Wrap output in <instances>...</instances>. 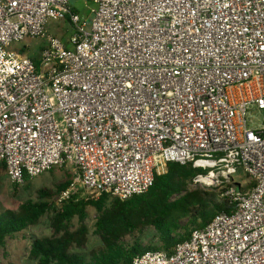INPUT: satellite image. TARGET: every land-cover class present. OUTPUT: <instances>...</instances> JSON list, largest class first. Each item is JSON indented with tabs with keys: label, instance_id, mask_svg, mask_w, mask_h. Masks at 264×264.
<instances>
[{
	"label": "built area",
	"instance_id": "obj_1",
	"mask_svg": "<svg viewBox=\"0 0 264 264\" xmlns=\"http://www.w3.org/2000/svg\"><path fill=\"white\" fill-rule=\"evenodd\" d=\"M76 1L0 0V164L12 182L66 168L59 206L127 201L170 163L192 164L197 184L236 183L221 194L234 210L132 264H264V0H93L88 14ZM67 18L65 41L48 26Z\"/></svg>",
	"mask_w": 264,
	"mask_h": 264
},
{
	"label": "trees",
	"instance_id": "obj_2",
	"mask_svg": "<svg viewBox=\"0 0 264 264\" xmlns=\"http://www.w3.org/2000/svg\"><path fill=\"white\" fill-rule=\"evenodd\" d=\"M32 60L39 65V56ZM0 165L6 169L5 164ZM201 172L192 164L170 163L167 174L158 176L147 194L127 201L104 195L100 199L70 201L62 206L50 202L69 186L71 176L55 190H40L38 201L29 200L17 211L0 210V248L6 247L9 238L38 226L45 216L52 214L53 235L33 238L30 256L38 264H132L136 257L148 251L173 253L195 230L206 228L218 214L234 210L227 198L189 190ZM26 181L30 182L29 179ZM15 188L19 190L18 185ZM90 206L99 212L95 235L102 239L103 245L86 253L84 249L89 243L90 230L85 221ZM75 218L81 224L73 230L71 224ZM148 229L157 232L158 243L148 240Z\"/></svg>",
	"mask_w": 264,
	"mask_h": 264
},
{
	"label": "rangeland",
	"instance_id": "obj_3",
	"mask_svg": "<svg viewBox=\"0 0 264 264\" xmlns=\"http://www.w3.org/2000/svg\"><path fill=\"white\" fill-rule=\"evenodd\" d=\"M87 4L91 7L95 6L93 4V0H78V2L75 3V7L80 12H84L86 11ZM48 27L52 35L60 37L65 41L70 39L73 32L71 24L68 20L62 22H51ZM30 43L32 48L30 49V51H28L30 53H28L27 55H34L35 52L40 50L39 46L46 42L45 40L38 39L36 41H30ZM254 114L258 115L257 112H255ZM71 176V171L69 169L61 168L56 169L51 173L40 176L34 180H30V182L25 183L24 185H18L12 182L7 173V169H3L0 165V210L17 211L21 204L29 200L38 201L40 190H55L58 184L69 181ZM241 176V178L239 177V179L236 180L237 182H246L248 180V183H245L246 185H243V189L245 190V188L249 187V178L248 176H244L243 174ZM234 184L236 185V183L231 180L229 183H225L223 187L218 186L217 184L200 185L195 183L194 179V181L189 186V190H199L203 193L215 194L218 198H221V194L228 188L227 185H232L233 188L235 186ZM16 185L19 186V190H16ZM49 201L56 202L57 198L54 196ZM87 210L88 216L85 224L90 230V235L89 243L84 251L86 253H89L95 249L102 247L103 242L99 236L95 235V226L97 218L99 216V212L93 206H90ZM52 217L53 215L49 214L42 219L41 223L38 226L31 227L28 231L21 235L9 238L6 247L0 248V264H38V262L33 260L30 256L32 251L33 238H44L53 235V229L51 228ZM80 224L81 222L79 221V219L75 218L72 221L71 227L73 230H76L79 228ZM146 234L148 240L153 239L155 243H158V234L154 229H148ZM129 240L130 238L127 239V241ZM146 243H149V241H146Z\"/></svg>",
	"mask_w": 264,
	"mask_h": 264
},
{
	"label": "crops",
	"instance_id": "obj_4",
	"mask_svg": "<svg viewBox=\"0 0 264 264\" xmlns=\"http://www.w3.org/2000/svg\"><path fill=\"white\" fill-rule=\"evenodd\" d=\"M80 1V0H79ZM76 2H78V1H76ZM75 2V3H76ZM88 5V4H87ZM79 11V10H78ZM79 13H81V14H87V9H86V11H84V12H80L79 11ZM45 46V44H42L41 46H39L40 47V49H42L43 47ZM40 51V50H39ZM39 51H37V52H35V54L34 55H31V57H33V56H38L39 54Z\"/></svg>",
	"mask_w": 264,
	"mask_h": 264
}]
</instances>
